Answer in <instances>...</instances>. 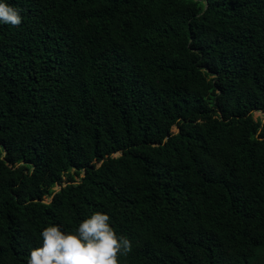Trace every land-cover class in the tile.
Segmentation results:
<instances>
[{"label":"trees","instance_id":"1","mask_svg":"<svg viewBox=\"0 0 264 264\" xmlns=\"http://www.w3.org/2000/svg\"><path fill=\"white\" fill-rule=\"evenodd\" d=\"M0 3V264L96 212L119 264H264V0Z\"/></svg>","mask_w":264,"mask_h":264},{"label":"clouds","instance_id":"2","mask_svg":"<svg viewBox=\"0 0 264 264\" xmlns=\"http://www.w3.org/2000/svg\"><path fill=\"white\" fill-rule=\"evenodd\" d=\"M0 23L18 27L19 10L0 3ZM107 214L96 212L84 220L77 233L67 234L59 225L45 228L42 247L31 250L27 264H119L118 256L132 250L131 241L118 236Z\"/></svg>","mask_w":264,"mask_h":264},{"label":"rangeland","instance_id":"3","mask_svg":"<svg viewBox=\"0 0 264 264\" xmlns=\"http://www.w3.org/2000/svg\"><path fill=\"white\" fill-rule=\"evenodd\" d=\"M253 116H254V118H259V117L261 116V114H260L259 112H256V113L253 114ZM175 130H176V129L173 128L172 131H175ZM56 190H57V188H56Z\"/></svg>","mask_w":264,"mask_h":264}]
</instances>
